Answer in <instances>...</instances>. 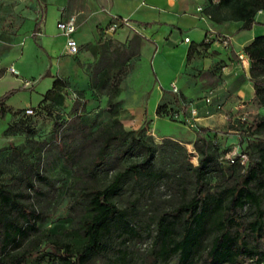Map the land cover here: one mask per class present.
<instances>
[{
  "label": "rangeland",
  "instance_id": "374dc122",
  "mask_svg": "<svg viewBox=\"0 0 264 264\" xmlns=\"http://www.w3.org/2000/svg\"><path fill=\"white\" fill-rule=\"evenodd\" d=\"M152 13L162 15L163 11L157 9ZM147 25L150 27V24ZM260 27H263V23H257L249 30ZM14 32V26L0 22V97L16 88L6 98L8 110L5 115L1 113L0 103V168L3 170V180L15 189L32 193L33 197L26 201L48 215L40 226L42 235L55 240H68L79 248L85 241L82 222L90 215L81 192L90 186L105 187L119 171L142 159L136 149H130L123 155L114 154L110 164L99 167L91 177L87 166L92 148L89 141L99 129L110 125L114 118L120 119L125 128L131 130L136 119L144 116L146 120L139 127L145 126L141 137L159 146L155 166L168 174L161 179L144 180L137 186L127 183L117 203L120 208L131 212L132 221L140 233V237L130 241L126 247L129 264H145L153 248L157 218L179 202L185 183L189 188L193 185L188 178L184 181L179 179L183 171L181 167L189 162L198 164L199 153L195 143H202L195 135V127L191 128L181 119L156 116L155 113L160 91L154 89L153 85L161 83L166 90H172L174 81H170V78L182 63V50L165 49L163 54L153 59L150 55L157 42L152 43L145 38L146 43L141 48L138 34L123 42L117 39L116 32L100 37L95 43L80 44L78 52L73 54L76 77L64 88L61 101L55 105V114H50L48 108L39 102L42 92L51 84L53 74L58 71L56 58L41 49L38 40L24 31L15 42V50L8 54L14 47L8 46L13 43L8 37ZM159 43L162 49L163 42L160 40ZM160 57L162 61H159ZM122 65L129 67L130 71L135 70L137 81L132 82V86L126 84L125 89L121 83L122 91L117 99H121L122 103L117 107V113L112 114L107 106L108 85L112 75ZM12 66L19 70V75L10 70ZM24 78L34 81V85H24ZM88 78L90 83L87 82ZM78 89H83L87 103L85 108L73 112ZM210 91L215 96L218 92L212 87L206 94ZM172 93L175 94L174 91ZM124 96L134 103L135 118L124 107ZM142 96H145V100L140 105ZM202 98L194 97L195 100ZM37 105L38 109L35 108ZM22 109H34L27 121L20 120L14 112ZM263 121L264 105L253 97L245 102L235 99L226 106H220L213 116L200 121L203 125L196 122V127L210 129V132L202 135V139L209 140L217 148L222 165L229 166L231 159L240 153H246L249 159L258 157L257 143L264 140V130L259 127ZM64 151L73 155L71 161L65 159ZM38 162L48 182L40 181L34 175L31 167ZM27 174L41 192L29 190L25 179ZM45 244L43 240L41 249H45L46 253L50 249ZM176 263L177 258H174L171 264ZM42 264L50 262L45 259Z\"/></svg>",
  "mask_w": 264,
  "mask_h": 264
},
{
  "label": "trees",
  "instance_id": "16d2710c",
  "mask_svg": "<svg viewBox=\"0 0 264 264\" xmlns=\"http://www.w3.org/2000/svg\"><path fill=\"white\" fill-rule=\"evenodd\" d=\"M208 1L212 17L218 21L228 18L241 20V29H250L256 22L257 12L264 9V0ZM37 25L39 22L34 27V38L37 36ZM216 37L223 41V37L227 36L218 34ZM201 43L209 45L210 41L204 39ZM227 46H230L229 40ZM191 50L190 47L189 54ZM230 51L238 56L232 46ZM244 51L250 61L254 97L264 105V33L255 35L244 46ZM129 72V67L122 65L109 81L107 106L112 114L117 113V107L122 103L117 97L122 91L121 83ZM69 84L68 78L53 75L52 84L42 93L39 103L48 108L50 114H55V105L61 101L60 96ZM15 90L10 89L0 97L2 115L8 110V94ZM76 93L73 112L85 108L87 103L83 89H78ZM187 99L180 91L175 93L158 103L156 115L174 119L172 113L183 108ZM35 108L38 109L39 105ZM27 110L14 112L20 120L27 121L34 109L31 114ZM259 127L264 130V121ZM144 131L145 126L127 130L120 119L114 118L89 141L92 148L87 166L91 177L99 167L109 165L115 155H123L130 149L138 150L142 159L119 171L105 187L90 186L81 192L90 215L82 222L85 241L79 248L68 240H55L41 234L40 226L48 215L26 201L33 197L32 193L6 183L0 168V264H42L45 259L50 264H129L126 247L130 241L139 238L140 233L132 221L131 212L120 208L117 198L127 183L137 186L144 180L153 181L168 174L156 168L159 146L141 137ZM195 131L202 140V143H195L199 153L198 164L189 162L182 166L179 178L181 181L188 178L193 185L189 188L185 183L179 202L157 218L156 233L153 235L151 232L154 236L153 248L145 264H171L174 258H177L176 264H263L264 140L257 143L258 157L248 158L246 164L238 155L232 164L224 166L219 161L217 148L209 140L202 139V135L210 129L197 127ZM8 132L9 129L6 130ZM64 157L71 161L73 155L64 151ZM31 168L36 178L48 182L40 162ZM25 179L30 191L41 192L28 174ZM43 240L46 241L45 247L50 249L46 253L45 249H41Z\"/></svg>",
  "mask_w": 264,
  "mask_h": 264
},
{
  "label": "crops",
  "instance_id": "0c3cea01",
  "mask_svg": "<svg viewBox=\"0 0 264 264\" xmlns=\"http://www.w3.org/2000/svg\"><path fill=\"white\" fill-rule=\"evenodd\" d=\"M199 4L204 6L203 11L197 9ZM208 8H210L208 0H0V22L11 24L16 31L8 37V40L13 42L8 46H14L7 52L8 54L15 50V42L18 41L19 35L29 32L33 36L34 27L39 22L35 38L41 49H45L56 58L58 71L53 75L65 76L72 80L76 77L74 58L68 50L66 35L57 26L58 20L72 14L77 16L74 36L80 45L97 42L102 37L101 28L109 24L113 16H128L133 24L121 26L115 34L117 39L124 42L132 35L138 34L141 48L146 43L145 38L152 43L157 42L158 45L156 47L154 45L153 53L150 55L153 59L163 54L165 49L182 50V63L170 81L176 82L180 92L188 99L204 96L212 87L218 90L216 96L214 94L216 98L214 100L213 97L212 105L207 107L213 116L218 105L226 106L235 99L245 102L246 99L254 97L249 58L242 60L239 54L245 52L244 46L255 35L264 33V9L257 12L254 23V25L263 23V27L250 31L240 28L241 20L228 18L218 21L211 16ZM157 9L159 12L163 11V14L152 13ZM40 17L43 19L41 22ZM148 28H150L149 32ZM157 32L160 35H157ZM218 34L228 36L230 46L238 56L233 55L230 46L216 37ZM186 36L190 37L189 41L185 40ZM204 39L210 41L209 45L201 43ZM160 40L163 42L162 49H160ZM190 47L192 50L189 54ZM141 54L140 49V56ZM159 61H162L161 57ZM134 71H130L123 79L124 89L126 84L132 86L131 83L137 81ZM52 81L53 78L51 84ZM87 82L90 83V78ZM160 84L153 85L154 89L160 91L158 103L174 96L172 90H166L164 85ZM144 100L145 96H142L140 105ZM198 103L201 108L197 122L203 125L200 121L208 119L211 115L206 114L201 99ZM133 105L131 99L124 96V107L135 118L136 108ZM145 120L144 116H139L133 128H139Z\"/></svg>",
  "mask_w": 264,
  "mask_h": 264
},
{
  "label": "built area",
  "instance_id": "2783aa9c",
  "mask_svg": "<svg viewBox=\"0 0 264 264\" xmlns=\"http://www.w3.org/2000/svg\"><path fill=\"white\" fill-rule=\"evenodd\" d=\"M197 9L199 11H203L204 6L202 4H199ZM39 19H40V22L43 20L41 17ZM124 25H131V19L129 17H127V16H122V17L113 16L111 21L109 22V24H107L101 28L102 36L106 37L108 35L113 34L121 26H124ZM57 26L60 29V31L66 35V39H67L66 44H67L69 52L72 54H76L79 50V43L74 36V32L77 28V16L75 14H72V15L68 16L67 18H62V19L58 20ZM227 37H223V41H221L220 39L219 40L221 42H223L225 45H228L229 38H227ZM185 40L189 41L190 37L186 36ZM239 56L242 60H245V58L248 57L245 52H241L239 54ZM10 70L17 75L20 74L19 70L14 68L13 66L10 68ZM23 81L28 86L34 85V81L29 80L27 78H24ZM172 91H174L175 93H178L180 91L178 85L175 82L172 83ZM213 97H214L213 91H210L208 94L204 95L203 98L201 99L202 102L204 103V108H206V114L207 115H212L211 111L209 109H207V107L209 105H212ZM200 108L201 107L199 106L198 100L187 99L183 103V108H179L178 110L174 111L172 113V115H173L174 119L183 120L191 128H194V127L197 128L196 122L200 116ZM217 108L219 109L220 106L218 105ZM32 112H33L32 109L27 110L28 114H31ZM240 156H241L242 163H246V161L248 162V157H247L246 153H240ZM234 158L235 157H233L231 159L232 162L234 161Z\"/></svg>",
  "mask_w": 264,
  "mask_h": 264
}]
</instances>
